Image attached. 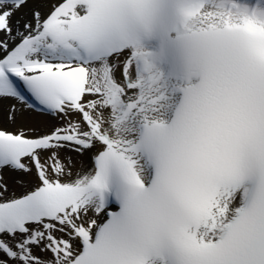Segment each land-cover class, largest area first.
Here are the masks:
<instances>
[{"label": "snow or ice", "instance_id": "6c2138e0", "mask_svg": "<svg viewBox=\"0 0 264 264\" xmlns=\"http://www.w3.org/2000/svg\"><path fill=\"white\" fill-rule=\"evenodd\" d=\"M0 264H264V0H0Z\"/></svg>", "mask_w": 264, "mask_h": 264}]
</instances>
